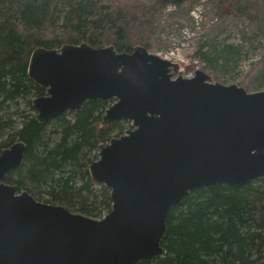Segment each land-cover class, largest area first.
<instances>
[{
    "label": "water",
    "instance_id": "water-1",
    "mask_svg": "<svg viewBox=\"0 0 264 264\" xmlns=\"http://www.w3.org/2000/svg\"><path fill=\"white\" fill-rule=\"evenodd\" d=\"M142 45L130 52L86 42L36 47L27 74L46 88L34 97L46 122L92 99H113L101 123L129 127L100 146L88 167L110 189L100 218L35 199L5 183L23 159L17 140L0 152V264H135L165 253L168 210L190 190L264 178V90L212 82ZM173 71V72H172Z\"/></svg>",
    "mask_w": 264,
    "mask_h": 264
},
{
    "label": "trees",
    "instance_id": "trees-1",
    "mask_svg": "<svg viewBox=\"0 0 264 264\" xmlns=\"http://www.w3.org/2000/svg\"><path fill=\"white\" fill-rule=\"evenodd\" d=\"M183 1L154 0L150 8ZM212 1L219 15L258 20L248 0ZM151 32L146 22L104 0H0V152L17 140L25 145L5 183L93 218L110 211V189L95 182L88 167L128 122L101 123L113 99L87 100L78 110L38 121L32 99L46 88L28 76L29 58L36 47L81 42L130 52L136 45L148 48ZM197 52L220 69L239 54L231 44ZM165 222V253L135 264H264V178L194 188L168 210Z\"/></svg>",
    "mask_w": 264,
    "mask_h": 264
},
{
    "label": "rangeland",
    "instance_id": "rangeland-1",
    "mask_svg": "<svg viewBox=\"0 0 264 264\" xmlns=\"http://www.w3.org/2000/svg\"><path fill=\"white\" fill-rule=\"evenodd\" d=\"M104 2L146 22L152 30L147 49L178 63L173 77H191L196 69H201L212 82L237 84L249 92L264 90V0L247 2L254 8L251 14L258 17L255 22L245 15H219L212 0H184L157 11L150 8L154 0ZM227 44L238 48L239 54L225 69L209 66V61L197 52L213 46L220 49Z\"/></svg>",
    "mask_w": 264,
    "mask_h": 264
}]
</instances>
